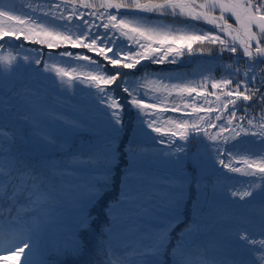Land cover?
Segmentation results:
<instances>
[{"label":"snow or ice","instance_id":"1","mask_svg":"<svg viewBox=\"0 0 264 264\" xmlns=\"http://www.w3.org/2000/svg\"><path fill=\"white\" fill-rule=\"evenodd\" d=\"M3 253L264 264V0H0Z\"/></svg>","mask_w":264,"mask_h":264},{"label":"trees","instance_id":"2","mask_svg":"<svg viewBox=\"0 0 264 264\" xmlns=\"http://www.w3.org/2000/svg\"><path fill=\"white\" fill-rule=\"evenodd\" d=\"M13 52H14V49H13ZM14 54H15V53H14ZM225 61H226V62L228 61V57H227V56L225 57ZM188 63H190V62H188V61H187V58H186V63H185V66H184L185 71H188V70H190V69H192V68L194 67V64L187 66ZM154 67H155V66H154ZM169 67H174V66H169ZM213 75H215L217 78H220V71L217 70ZM6 255H9V254H7V253L0 254V260L5 259V256H6ZM22 258H23V257H20V259H22ZM22 260H23V259H22Z\"/></svg>","mask_w":264,"mask_h":264},{"label":"rangeland","instance_id":"3","mask_svg":"<svg viewBox=\"0 0 264 264\" xmlns=\"http://www.w3.org/2000/svg\"><path fill=\"white\" fill-rule=\"evenodd\" d=\"M191 63V62H190ZM188 63V64H190ZM23 259V258H22ZM22 259L21 260V264H22ZM0 264H15L14 260L10 257V255H6L5 259L0 260Z\"/></svg>","mask_w":264,"mask_h":264}]
</instances>
